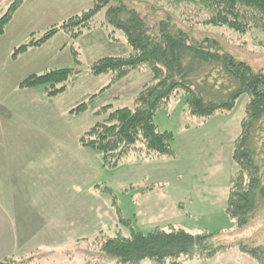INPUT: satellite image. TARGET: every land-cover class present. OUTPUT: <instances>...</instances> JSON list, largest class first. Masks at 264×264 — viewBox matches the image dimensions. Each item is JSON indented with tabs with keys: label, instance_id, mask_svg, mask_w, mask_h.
<instances>
[{
	"label": "rangeland",
	"instance_id": "374dc122",
	"mask_svg": "<svg viewBox=\"0 0 264 264\" xmlns=\"http://www.w3.org/2000/svg\"><path fill=\"white\" fill-rule=\"evenodd\" d=\"M123 1L144 15L153 31L167 18L172 31L180 30L194 41L213 39L217 47L264 73V20L246 9L237 7L229 15V9L222 10L215 0ZM111 4L97 11L76 39H70L66 53L59 50L55 60L47 58L51 63L40 72L63 67L66 70L60 77L64 80L19 87L23 98L18 107L14 105L15 113L8 112L6 118L0 114V156L7 157L0 160L5 171L0 177V264H117L101 250L105 238L171 227L191 234H221L217 241L222 242L212 247L229 243L213 256H182L175 259L176 264H258L232 244L239 239L247 247L264 244V205L242 228L226 210L230 180L237 168L232 150L241 132L248 94L240 95L230 110L197 117L190 114L187 92L175 89L153 118L160 131L171 134L173 156L139 159L125 154L113 164L111 150L102 152L90 144L108 137L102 122L115 123L118 117L111 118L110 113L137 106L142 86L165 76L163 66L155 63H141L130 71L125 66L118 75L91 72V63L101 57L126 59L132 53L123 30L106 20ZM217 12L242 21L245 31L230 22L210 20ZM64 53L67 57L59 59ZM111 133L103 146L111 145ZM61 154L70 157L65 179L69 190L64 201L57 194L49 198L58 209L54 222L53 211L40 207L45 206L43 197L51 188L54 173L50 168L59 165L54 155ZM31 231L36 237L12 248L15 233L21 237ZM170 262L166 259L162 264Z\"/></svg>",
	"mask_w": 264,
	"mask_h": 264
},
{
	"label": "trees",
	"instance_id": "16d2710c",
	"mask_svg": "<svg viewBox=\"0 0 264 264\" xmlns=\"http://www.w3.org/2000/svg\"><path fill=\"white\" fill-rule=\"evenodd\" d=\"M24 0H11L7 10L0 16V35L14 11ZM106 20L113 26L123 30L132 53L126 59L119 56H105L91 63L90 70L99 75L106 71L118 75L119 68L133 70L141 63L161 64L165 76L157 78L155 83L142 86L133 108L120 107L109 116L115 117V123L102 122L104 134L101 141L113 139L111 145H102L95 141L90 144L96 149L111 150L113 164H117L120 156L145 157L171 154L168 131H160L154 123V113L159 106L165 105L168 97L175 89L187 92L188 107L191 115L209 117L216 112L230 110L236 99L242 94L250 96L246 105V114L241 120V132L232 150V157L237 165L231 178L226 210L235 219L238 228L247 225L255 212L264 205V73L254 71L246 62L236 59L232 54L216 46L213 39L205 38L194 41L180 30L172 31L170 22L161 20L153 31L147 24L144 15L123 0H92L91 6L81 13L69 18L61 24L47 28L40 36H29L24 42L15 46L12 57L23 53L30 47H38L57 32L65 33L69 40L76 39L83 28L91 23L92 17L108 3ZM227 14L232 15L237 7L246 9L252 16L264 20V0H215L214 2ZM228 3L229 5H226ZM240 14V11L238 12ZM235 16V15H234ZM220 19L230 22L240 32L245 25L237 18H228L223 13L210 20ZM165 22V23H164ZM211 22V21H210ZM216 23V22H213ZM246 24V23H245ZM72 51V45L70 46ZM70 53L72 54V52ZM133 68V69H131ZM157 69V67H154ZM66 68L55 67L46 72L27 76L18 87L43 85L48 82L64 80L61 73ZM64 76V75H63ZM122 76L117 77L116 81ZM113 83V81H111ZM53 85H50V88ZM62 90V88H59ZM107 123V124H106ZM83 145V143L81 142ZM121 144L118 152L115 150ZM87 145V144H85ZM143 156V157H142ZM221 234L203 232L191 234L181 228L171 227L168 230L155 228L146 233L131 230L129 236L115 235L102 241L101 250L117 264H137L150 260L154 264H162L182 256H213L217 251L229 247L218 245L212 247ZM241 239L232 245L254 257L258 264H264V244L242 245ZM219 244V243H218Z\"/></svg>",
	"mask_w": 264,
	"mask_h": 264
},
{
	"label": "crops",
	"instance_id": "0c3cea01",
	"mask_svg": "<svg viewBox=\"0 0 264 264\" xmlns=\"http://www.w3.org/2000/svg\"><path fill=\"white\" fill-rule=\"evenodd\" d=\"M91 1L92 0H24L14 11L10 20L5 25L3 33L0 35L1 115L4 114V117L6 118L8 112L15 113L13 107L14 105L18 107V102H20L19 99L23 92L18 87V83L27 76L46 69V66H49L51 63V61L46 62L47 58L55 60L59 50H65L66 53L71 41L65 33L60 31L48 38L40 46L30 47L15 57H12L11 55L13 48L24 42L29 36H40L47 28L61 24L69 18L86 10ZM10 2L11 0H0V16L7 10ZM65 53L59 55V59L66 58L67 55ZM41 157H45V155ZM54 157L59 160V165L55 163V165L50 168V171H53L54 173L49 182L51 188L49 187V194L46 193L43 197V200H45L43 201V204L45 206L40 208L48 211L52 210L53 213L51 214V220L57 222V217H55V215L58 209L53 207L54 204L49 202V198L57 194L59 200H65V194L69 190V188L66 187L65 179L70 173V157L68 154L54 155ZM0 160L6 161L7 157L4 159L1 155ZM1 166L0 177L2 176V172L5 174V171H3V169L1 170ZM3 167L6 169V165ZM32 192L33 191H31V193ZM62 203L63 202H60V204ZM45 217L49 218L50 212H47ZM49 221L45 224V228L49 225ZM32 229L36 230L35 227H32ZM14 235L15 241H13L12 248L17 245L19 246V242L23 245L27 244L30 242L33 235L36 237L37 233L35 234L31 231L27 235L21 234L20 237L19 232H17Z\"/></svg>",
	"mask_w": 264,
	"mask_h": 264
}]
</instances>
